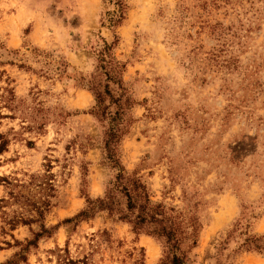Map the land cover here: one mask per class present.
<instances>
[{"label": "rangeland", "instance_id": "obj_1", "mask_svg": "<svg viewBox=\"0 0 264 264\" xmlns=\"http://www.w3.org/2000/svg\"><path fill=\"white\" fill-rule=\"evenodd\" d=\"M0 135V264H264V0H0Z\"/></svg>", "mask_w": 264, "mask_h": 264}, {"label": "trees", "instance_id": "obj_2", "mask_svg": "<svg viewBox=\"0 0 264 264\" xmlns=\"http://www.w3.org/2000/svg\"><path fill=\"white\" fill-rule=\"evenodd\" d=\"M119 7H120V10L121 11H123L124 10V4L123 3H120L119 4ZM121 18H122V15H121ZM110 46H108V48H109ZM0 140H1V142H0V153H2V152H4L5 151V149H6V146H7V142H6V140H4V138L0 135ZM89 208L88 209H86V210H84V211H82V213L80 214V216H82V217H88V216H90V215H92V214H94L95 213V211L97 210V209H103L104 208V205H103V201L102 200H96V201H94V200H90L89 201ZM67 222H70V221H72V218H68L67 220H66ZM142 223H144V222H141V220H139V222L138 221H136V224L140 227V225H142ZM161 232H162V234H164V235H166V236H168L169 237V239H170V236L172 235V231H167L166 230V228H162L161 229ZM168 261L170 262V263H172V264H182V258L180 257V256H177V255H174L173 256V258L170 260V258L168 259Z\"/></svg>", "mask_w": 264, "mask_h": 264}, {"label": "bare ground", "instance_id": "obj_3", "mask_svg": "<svg viewBox=\"0 0 264 264\" xmlns=\"http://www.w3.org/2000/svg\"><path fill=\"white\" fill-rule=\"evenodd\" d=\"M155 249V248H154ZM153 251V249L151 248V252ZM153 253V252H152ZM155 254V253H154Z\"/></svg>", "mask_w": 264, "mask_h": 264}]
</instances>
